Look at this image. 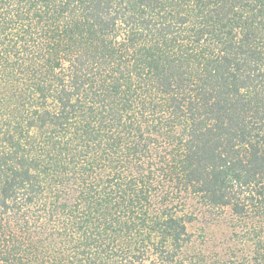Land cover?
I'll return each mask as SVG.
<instances>
[{"label": "trees", "instance_id": "obj_1", "mask_svg": "<svg viewBox=\"0 0 264 264\" xmlns=\"http://www.w3.org/2000/svg\"><path fill=\"white\" fill-rule=\"evenodd\" d=\"M0 264H264V0H0Z\"/></svg>", "mask_w": 264, "mask_h": 264}, {"label": "rangeland", "instance_id": "obj_2", "mask_svg": "<svg viewBox=\"0 0 264 264\" xmlns=\"http://www.w3.org/2000/svg\"><path fill=\"white\" fill-rule=\"evenodd\" d=\"M186 204L185 211L187 214H195V216L192 215L195 218L194 221L188 224V230L193 234L194 247L196 246L197 249L203 248L207 252L206 254H211L214 250H221L222 243H227L230 247L237 244L232 240L229 241V237L224 236L231 233V221H228V223L223 221L222 225H217L212 223L209 217L207 219L204 216L201 217L200 210L203 207L196 200L190 198ZM198 216L201 219L197 218ZM228 216L226 215V217ZM237 246L241 248L240 245L237 244Z\"/></svg>", "mask_w": 264, "mask_h": 264}]
</instances>
